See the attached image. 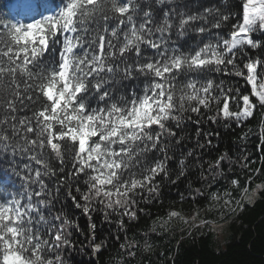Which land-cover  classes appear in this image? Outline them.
Listing matches in <instances>:
<instances>
[{"label": "snow or ice", "instance_id": "snow-or-ice-1", "mask_svg": "<svg viewBox=\"0 0 264 264\" xmlns=\"http://www.w3.org/2000/svg\"><path fill=\"white\" fill-rule=\"evenodd\" d=\"M16 10L0 19V154L19 151L40 167L0 168V264H66L81 230L72 209L88 221L81 245L107 249L99 212L135 257L140 242L127 233L140 205L159 197L162 182H186L187 122L196 147L218 151L206 138L218 131L201 135L205 121L243 127L264 110V0H17ZM237 77L225 87L222 78ZM22 109L31 115H15ZM229 160L223 152L208 170L239 199L188 184L192 200L210 199L208 211L221 200L242 211V200L264 191V182L249 189L227 176ZM52 177L54 187L45 182ZM167 217L188 223L174 210Z\"/></svg>", "mask_w": 264, "mask_h": 264}, {"label": "trees", "instance_id": "trees-1", "mask_svg": "<svg viewBox=\"0 0 264 264\" xmlns=\"http://www.w3.org/2000/svg\"><path fill=\"white\" fill-rule=\"evenodd\" d=\"M15 1L17 0H0V19H11L16 16ZM151 2L152 0H141V3ZM177 2L183 4L186 0H177ZM199 2L212 3V0H199ZM222 79H224L225 87L236 86V81L240 80L238 77ZM6 95V93H0V96ZM25 103L30 104L27 101ZM5 112V101L0 99V119H3ZM25 112L31 115L27 109H22L15 115L23 118ZM200 127L204 130L201 133L202 136L213 130L220 133L219 137H206L211 139L213 145L218 146L219 150L207 146L203 149L196 147L194 126L190 121L187 122V131L184 133L187 138L185 147L194 155L186 158L187 161H191L188 165V175L182 177V181L186 180V182L171 184L164 181L161 183L159 197L152 203L140 205L145 211L138 213L139 220L132 222L127 233L129 240L140 242L136 256H127L119 248V245L124 243V233L117 232L114 225L104 223L99 212L94 213L93 221L98 225V233L108 240L107 249L102 250L101 255L93 253L86 242L81 245L79 241L83 240L87 234L88 221L85 217L79 216V210L72 209L78 216L81 230H78L74 237L77 241L76 249L65 256L66 264H264V191L258 193L252 203L242 200L243 210L238 208L235 215L230 218L231 211L221 207L223 200L208 211L212 203L210 199L198 197L192 200L190 196L192 190L188 187L190 183L193 189L201 188L206 194L216 191L221 195L227 189L232 192L233 197L239 199L240 190L232 188L222 176L213 179L209 173V164L214 163L223 152H228L230 157L228 162L230 167L224 168L227 176L238 179L241 185L249 189L255 188L257 183L264 182V143L261 142L264 110L256 114L243 127H224L222 124H211L208 121ZM200 142L204 143V140ZM25 164H28L30 168L40 167L19 151L15 157L11 153L0 154V168L6 171L10 172L12 167L23 170ZM58 175L63 178L64 174ZM249 176L252 177L250 185L246 183ZM56 179V177L45 178V182L50 187H54ZM209 180L212 182L211 186L208 184ZM21 183L18 182L16 188H20ZM60 199L65 204L68 203L64 195H61ZM173 210L179 212L188 220V223H184L179 218L168 220L167 214ZM197 211L199 214L193 221L189 216L196 215ZM221 216L229 220L226 246L221 245L216 239L212 225V221L218 220ZM154 221L156 231L152 232ZM145 232L148 233V243L152 245L149 251L143 249ZM117 235L121 236L120 240L114 239Z\"/></svg>", "mask_w": 264, "mask_h": 264}, {"label": "rangeland", "instance_id": "rangeland-1", "mask_svg": "<svg viewBox=\"0 0 264 264\" xmlns=\"http://www.w3.org/2000/svg\"><path fill=\"white\" fill-rule=\"evenodd\" d=\"M16 3L17 1H15L14 3V7L16 8ZM247 202V201H245ZM238 210V208H237ZM236 210V211H237ZM235 212H231V217L235 215ZM194 215H190L189 218H192ZM228 221L227 218H225V216H221L220 218H218V220H214L212 221V225H213V229L215 231V234H216V239L219 240V243L223 246H226V241H227V237H228V234H229V231H228Z\"/></svg>", "mask_w": 264, "mask_h": 264}]
</instances>
